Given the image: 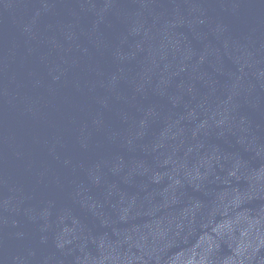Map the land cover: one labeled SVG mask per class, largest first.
Segmentation results:
<instances>
[{
  "label": "water",
  "instance_id": "1",
  "mask_svg": "<svg viewBox=\"0 0 264 264\" xmlns=\"http://www.w3.org/2000/svg\"><path fill=\"white\" fill-rule=\"evenodd\" d=\"M0 264H264V0H0Z\"/></svg>",
  "mask_w": 264,
  "mask_h": 264
}]
</instances>
